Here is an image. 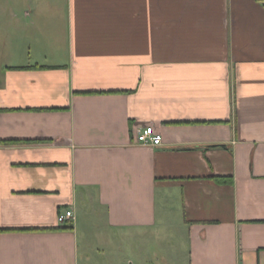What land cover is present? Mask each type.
I'll use <instances>...</instances> for the list:
<instances>
[{
  "label": "crops",
  "instance_id": "1",
  "mask_svg": "<svg viewBox=\"0 0 264 264\" xmlns=\"http://www.w3.org/2000/svg\"><path fill=\"white\" fill-rule=\"evenodd\" d=\"M140 234L264 264V0H0V264H175Z\"/></svg>",
  "mask_w": 264,
  "mask_h": 264
},
{
  "label": "rangeland",
  "instance_id": "2",
  "mask_svg": "<svg viewBox=\"0 0 264 264\" xmlns=\"http://www.w3.org/2000/svg\"><path fill=\"white\" fill-rule=\"evenodd\" d=\"M134 241V240H133ZM186 239L181 235H171V236H162V235H146L140 234L136 242L133 243V246L139 245L141 247H151L153 246L159 254L167 255L166 249L169 248L170 261L177 264H185L187 261L186 253H187V244L185 243ZM94 243V241H92ZM127 250L130 249V242L128 241ZM129 248V249H128ZM126 254H130L131 256L134 254L132 252H126ZM129 255V256H130ZM126 263V260L124 261Z\"/></svg>",
  "mask_w": 264,
  "mask_h": 264
},
{
  "label": "built area",
  "instance_id": "3",
  "mask_svg": "<svg viewBox=\"0 0 264 264\" xmlns=\"http://www.w3.org/2000/svg\"><path fill=\"white\" fill-rule=\"evenodd\" d=\"M135 141L138 144L147 146H158L162 143V136L159 132H156L153 126H145L136 134ZM73 218L71 210L67 209L64 212H60L57 216V220L60 223H65Z\"/></svg>",
  "mask_w": 264,
  "mask_h": 264
},
{
  "label": "trees",
  "instance_id": "4",
  "mask_svg": "<svg viewBox=\"0 0 264 264\" xmlns=\"http://www.w3.org/2000/svg\"><path fill=\"white\" fill-rule=\"evenodd\" d=\"M260 1H263V0H260ZM215 180L219 183H232V179L230 178H219V177H215ZM63 228H67V227H63Z\"/></svg>",
  "mask_w": 264,
  "mask_h": 264
}]
</instances>
